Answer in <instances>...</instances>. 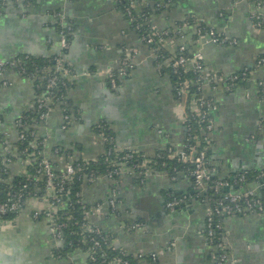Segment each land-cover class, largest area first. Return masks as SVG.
<instances>
[{"label":"crops","instance_id":"obj_1","mask_svg":"<svg viewBox=\"0 0 264 264\" xmlns=\"http://www.w3.org/2000/svg\"><path fill=\"white\" fill-rule=\"evenodd\" d=\"M0 17V58L15 59L63 56L75 74L68 95L78 109L77 119L62 129V112L55 108L48 123L39 128L45 140L46 156L57 171L65 160L52 149L72 151L73 160H97L105 151L104 141L92 127L106 122L119 149L130 148L153 157L167 148L185 146L184 107L173 94L170 77L156 66L155 54L139 41L131 21L110 0H7ZM154 0L144 6L154 7ZM139 9V8H138ZM256 6L250 0H176L171 8L152 16L157 32L175 28L190 17L204 22L218 33L237 40V45L221 46L210 40L193 44L192 30L179 42L200 50L207 71L232 75L253 68L246 87L233 93L219 85L203 88L214 98L212 153L220 160L225 176L235 171L264 167V30L255 27L250 13ZM264 14V6L258 9ZM71 24L72 43L65 54L58 25ZM176 29V28H175ZM186 29V28H185ZM178 40L167 44L175 51ZM136 47L139 54L125 77L111 84L110 74L119 69L126 52ZM263 63L257 66V62ZM9 86L0 89V132L18 142L17 123L34 106L33 80L9 71ZM110 81V83H109ZM7 152V151H6ZM0 146V153L7 154ZM20 163V162H17ZM20 165V164H19ZM21 166V165H20ZM16 169L21 172L20 168ZM121 216L104 212L92 214L90 221L112 238V245L128 254H156L158 264H215L216 250L203 229L211 212L208 199L194 200L186 208L169 211L163 191L185 192L191 186L183 175L170 178L165 172H152L140 186L124 175ZM260 183L245 186L242 192L258 189ZM110 182L99 177L84 184L81 196L90 206L103 202ZM202 197V196H200ZM37 201L29 203L13 221L0 222V264H89L87 254L76 251L57 258L58 243L49 233L46 220L32 218ZM140 224V229L130 225ZM129 225L128 229L123 226ZM224 240L228 245V264H264V212L233 215L225 219Z\"/></svg>","mask_w":264,"mask_h":264},{"label":"trees","instance_id":"obj_2","mask_svg":"<svg viewBox=\"0 0 264 264\" xmlns=\"http://www.w3.org/2000/svg\"><path fill=\"white\" fill-rule=\"evenodd\" d=\"M110 1L116 4L119 11L128 21H131L132 28L137 33L139 41L141 40L142 44H146L153 51L155 54L156 66L161 72L167 74L170 77L173 94L176 99H178V90L180 87L185 84V82H188V87L186 89L187 98L184 100L186 104L187 117L183 123L185 131V144H196L195 137L200 138V128L202 124L199 123L197 114L191 112V101L193 98H195L197 103H201L204 100V102H210V104L214 103V98L211 96H205L203 94V90L201 89L203 74L207 72L211 75V81L209 83L211 90L217 89V87L221 85L226 89L227 92L233 93L237 88L246 87L249 84L253 68H249V75L246 79L242 78V71L236 72L232 75L215 73V76L224 80L221 83H218L217 80L212 79L214 75L212 72L207 71L204 61L202 62L201 69L187 70L182 68L175 72L173 63L176 61V59H178L180 56L191 57L193 55L195 50L192 49L193 45L189 44L191 40L195 45L200 40L201 36L209 35V33L214 32L215 38L218 40L217 44L226 47L229 46V44L222 42V40L225 38V35L218 33L216 30L194 17H190L185 21L175 23L176 29H166L164 31L166 33L165 35H156L151 29L152 16L168 10L176 0H154V7L151 8L149 6H144L145 0ZM250 1L254 4L258 3V0ZM261 2L263 7L264 0H261ZM158 3H163V6L157 8L156 5ZM128 12L131 13V17ZM131 18H134V20L132 21ZM251 20L252 22L255 21V19ZM184 26L186 28L184 32L186 36L188 35L189 30H192L193 32L191 34V40H187V42L183 44V42L181 43L178 40L180 39L178 30L180 27ZM57 27L59 32L66 30L59 25ZM256 28L264 30V21L261 24V27L257 26ZM72 33L67 36L68 48L64 49L62 54H65L71 46L73 38ZM165 39L171 41L178 40V45L175 51L171 52V50L166 48L164 43ZM181 46H183L182 51L179 48ZM56 59H62L64 62L63 56L57 55L52 57L37 58L22 54L12 60L3 59L5 62H7L6 68L8 70L13 71L20 77H26L33 80L36 96L34 100L35 105L29 111L25 112L22 115V118L18 120V130H20L21 126L24 124H26V127H29L26 130L24 127H22L25 138L21 140L18 139V142L16 143H10L4 134L0 132V145L7 146L8 148L6 152L7 154L0 153V203L6 202V200L12 196L21 194L23 195V200L27 198H43L46 195L45 180L38 174V171L41 169L40 166L42 161L47 158L46 152L43 153L44 150L46 151L45 143L43 142L44 138L39 136L38 140H36L37 144L33 145L32 143L34 141L29 136L32 125L35 123V119L37 117V112L35 110V102L37 97L41 93L47 92L52 100V104H50L48 108H59L63 114L71 115L74 117V119H77L76 117L79 111L73 107L68 97L70 90L74 86L75 74L72 68H70V66L64 62L65 66L70 70L72 75L70 80L65 79L62 74L57 72L55 69L57 65ZM0 60H2V58H0ZM12 64H15L16 66H13ZM124 68L126 74L125 76H127L131 68H128V70H126V67ZM234 76H237L238 78L236 80L232 79ZM39 77H43V79ZM48 77H55L57 80H59V82L55 88L46 91L45 86ZM62 81L67 82L66 86H61L60 82ZM118 82L119 81H117V83ZM259 89L261 91L262 87ZM205 109L206 107H203V110ZM69 126L70 124L68 125L67 129ZM92 131L96 134H103L105 139V152H108V156H101L97 160H73L75 165L80 166V171L70 184H65V191L62 194H58V197L62 199L67 207L65 206V208H60L55 216L56 224H65V226L62 228L64 239L61 244L53 251V255L57 258H67L70 254L76 251H81L84 254L88 253V251H92L96 261H92L91 258L88 257L89 264H109V262L117 258L125 260L128 262V264H158L157 259L152 260V258L147 255H145L147 257L140 258L138 256L128 254L122 249L108 247L107 245L95 247L94 242L91 240V237L94 235L84 232V230L81 228L83 223V212L85 209L90 208V205H85L81 196L82 188L84 186L82 176L91 175L105 178L112 176V178L117 179L118 176L115 174L117 167L115 166V163L119 162V159L127 153L132 155V158L128 160L127 163L128 167L130 168L140 164L143 160H145L146 157L150 161V167L152 168L153 172H165L170 178L180 175L187 177L191 183V186L187 191L178 192L164 190L162 192L164 206H167V204L174 199L184 200V202L175 208V210L179 208H186L192 203V201L196 199H208L211 203V206L214 207L220 198L225 197L229 193H240L245 186L251 183L264 182V176L258 178V176L264 173V169L262 168L256 170L235 171L225 176L219 163L220 160L216 159L212 153V141L210 142L208 140H202L201 138L199 148L200 150L205 149L207 166L211 170L208 182L211 185L219 180H222L228 184V188H221L218 194H216V192L210 188H208L204 193H201L200 190L195 188V180L192 175L194 166L192 164L184 163L183 160L178 156H170L168 149L158 151L153 157H147L144 153L138 152L136 150H132L133 152H128V150L119 149L116 144L114 133L106 122H100L94 125L92 127ZM52 152L55 156H65L68 160L70 159L72 153L71 150L59 146L53 148ZM55 152H57V154H55ZM9 159L10 161H8ZM21 159H28V162L23 165L17 163L20 162ZM52 165L54 168L57 167V164L54 162H52ZM16 166L17 168H20L21 172L16 169ZM56 173L59 174L60 172L56 170ZM240 176H243V181L235 184ZM37 177H39V181H36ZM134 181L137 184L140 182V179L136 178ZM91 184L93 183H88L87 185ZM256 199L261 201L264 200V188L261 189L260 195L257 194ZM19 213L20 212H8L5 214H0V220L13 221ZM41 216L42 217H40V219H43L44 216ZM227 217H229L227 213L213 216V224H221L223 229L215 230L213 238L207 237L209 244L216 246L219 244V242H221V238H223L225 233L224 223ZM110 238L112 237L110 236ZM102 253L105 254V258H102Z\"/></svg>","mask_w":264,"mask_h":264},{"label":"built area","instance_id":"obj_3","mask_svg":"<svg viewBox=\"0 0 264 264\" xmlns=\"http://www.w3.org/2000/svg\"><path fill=\"white\" fill-rule=\"evenodd\" d=\"M7 0H0V17L2 15V10L4 9V6L6 5ZM163 6V3H158L156 5L157 8ZM256 10L252 11L250 13L251 19H255L253 22L255 27H261V24L264 21V14H262L258 9L262 7L261 0H258V3L255 4ZM128 14L131 17V13L128 12ZM133 21L134 18H131ZM62 28L66 30H62L59 32L60 39L62 41V47L64 49L68 48V41L67 36L72 33V26L71 24L63 25ZM151 29L154 31L156 35H165L166 33L163 32H157L155 28L151 25ZM185 30L184 27H180L178 30V34L180 35V38L183 37V32ZM71 32V33H70ZM212 41L217 44L218 40L215 38L214 32L209 33V35L201 36L200 40L197 42V44L201 45L202 41ZM151 41V40H150ZM140 42H142L140 40ZM171 40H164L165 45L171 44ZM222 42H226L229 44V46L237 45V40L233 38H228L225 36V38L222 40ZM180 50H183V46L179 47ZM139 54V50L136 47H133L129 49L126 52V55L124 56L121 65L118 70L112 72L110 74L111 84L113 87L116 86V80L118 78L125 77V68H133V62L136 56ZM57 65H56V71L60 72L62 76L70 80L72 78V75L70 73V70L65 66L62 59H56ZM202 62H203V55L200 50H195L193 55L191 57L186 56H180L176 61L173 63V68L175 72H177L180 69H190V70H197L202 68ZM5 60H0V89L6 88L9 86V81L7 78H5V75L10 71L6 68ZM263 63L262 60H259L257 62V66H260ZM13 66H16L15 64H12ZM249 68H245L242 70V78L246 79L249 75ZM214 76L212 79L217 80L218 83H221V78L215 76V73H212ZM42 78L43 77H39ZM211 75L205 72L203 74V78L201 81V89L205 86H209ZM237 76L232 77V79H237ZM59 80L55 77H48L47 83H46V91L49 89H53L58 85ZM66 81L60 82L61 86H66ZM199 83V81H198ZM200 84V83H199ZM259 88L264 87V80H261L258 82ZM188 82H185L180 89L178 90V100L181 102V104L184 107V121L186 120V104L184 100L187 98V89ZM205 101V100H204ZM197 103L195 98L191 101V112L197 114V117L199 118V123L202 124L200 131L201 136L195 137L196 144L194 145H186L182 149H174V148H167L168 152L170 153V156H178L183 160L186 164H192L194 166L193 169V177L195 180V188L197 190H200L201 193H204L208 188L213 189L216 194L219 193L221 188H228V184L225 181H217L214 184H211L208 182L211 170L207 166L206 161V152L205 149L200 150V139L202 140H208L212 141V134L215 131V122L214 118L212 116V111L214 109V103L210 102H204ZM36 112L37 117L35 119V123L32 125V129L30 130V138L34 141L32 144L36 145L40 134H39V128L45 126L48 123V120L50 118V113L53 110L52 108H48L50 104H52L51 97L48 95L47 92L41 93L36 100ZM35 105V104H34ZM203 107H206L205 110H203ZM62 112V111H61ZM22 118V117H21ZM74 120V117L71 115L63 114L62 112V129L66 130L68 125L71 124ZM22 127L25 128V130L29 127H26V124L21 126V129L18 130V139H24L25 134L22 130ZM18 128V123H17ZM97 136H100L103 141L104 136L103 134H97ZM45 142V140H43ZM2 147V150L4 152L7 151V146L0 145ZM124 150H128V152H133V149L130 148H124ZM46 151L44 150L43 153ZM57 154V152H55ZM108 152H103L102 156L107 155ZM57 156V155H56ZM108 156V155H107ZM106 156V157H107ZM146 156V155H145ZM144 156V157H145ZM65 160L64 169L62 171H59L60 173H56V168L53 167L52 161L47 157L45 158L41 163V169L38 171V174L40 177H42L45 180L46 184V195L43 198H36V199H25L23 200V195H17L12 196L6 202L0 203V214H5L8 212H21L25 209V207L33 202V200L37 201V206L32 212V218L34 220L40 219L44 216V220H46L49 228V233L54 238V240L58 243H61L64 239V233L62 231V228L65 226V224H56L55 222V216L58 213L60 208H65L66 204L62 201L61 198L58 197V194H62L65 191V184H70L74 177L79 173L80 166L75 165L73 163V159L70 157L68 160L67 157L63 156ZM132 158V155L130 153H127L126 155L122 156L119 159V162L115 163V166L117 167L115 174L118 176L117 179L112 178V176L108 177V181L110 182V187L107 191V197L105 201L96 202L94 206H90V208L85 209L83 212V223L81 228L84 230V232L90 233L91 235H94L91 237V240L94 242L95 247H101L102 245H107L108 247L115 248L112 245V239L110 238L109 234L104 232L101 228L95 226L91 223L90 218L92 214H95L97 212H104L106 209L107 214L113 217H120L121 216V201H122V189L120 184V178L124 175H128L133 180L134 179H140L139 185H145L147 178L151 175L152 168L150 167V161L145 157V160H143L140 164L128 167V160ZM10 161V159L8 160ZM28 162V159H21L20 164L23 165ZM264 169V167L262 168ZM244 171V170H243ZM264 176V173H262L258 178H261ZM99 177L91 176V175H84L82 176V181L84 184L88 183H94ZM36 181H39V177L36 178ZM243 181V176H240L238 181L235 182V184H238V182ZM3 182V180H2ZM264 188V182L260 183L258 186V189L256 190H249L245 192L240 193H229L225 197L220 198L214 207H211V212L206 218L205 226L203 229V232L206 237H212L215 234V230H222L223 226L221 224H213V216L214 215H222V214H228L229 216L233 215H248V214H255V213H262L264 212V200H257L256 196L258 194V190L261 191V189ZM84 201V200H83ZM184 202L183 199H174L171 202H169L166 206V208L169 211H174L175 208H177L180 204ZM227 202V203H226ZM85 205H89L84 201ZM67 207V206H66ZM2 224L10 222V221H1ZM129 225L125 224L123 227L128 229ZM131 229H140L141 225L134 223L133 225H130ZM216 250L215 255V264H228V245L225 243L224 237L221 238V242L214 246ZM117 249V248H116ZM124 251V250H123ZM125 252V251H124ZM127 253V252H126ZM88 257L91 258L92 261H96L95 257L92 254V251H88L86 253ZM138 254L136 256L140 258H144L147 256H150L152 260H156L157 256L156 254ZM102 258H105V254H101ZM101 264V263H100ZM109 264H128L125 260H122L121 258H117Z\"/></svg>","mask_w":264,"mask_h":264},{"label":"water","instance_id":"obj_4","mask_svg":"<svg viewBox=\"0 0 264 264\" xmlns=\"http://www.w3.org/2000/svg\"><path fill=\"white\" fill-rule=\"evenodd\" d=\"M258 194L260 195V190H258Z\"/></svg>","mask_w":264,"mask_h":264}]
</instances>
